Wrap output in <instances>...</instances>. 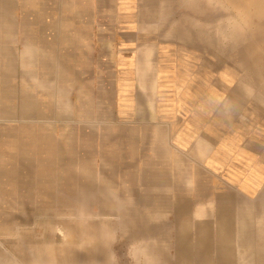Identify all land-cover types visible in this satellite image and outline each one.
I'll list each match as a JSON object with an SVG mask.
<instances>
[{
  "label": "rangeland",
  "instance_id": "obj_1",
  "mask_svg": "<svg viewBox=\"0 0 264 264\" xmlns=\"http://www.w3.org/2000/svg\"><path fill=\"white\" fill-rule=\"evenodd\" d=\"M208 2L207 7L195 1L193 15L189 10L185 15L205 25L204 33L209 30L211 42L222 51L202 52L195 45L193 60L199 67L190 79L199 99L196 115L178 122L168 153L152 143L129 140L137 133H127L122 122L107 115L111 104L100 101L96 79L93 95L85 92L81 100H76L80 95H67L65 107L72 104L76 116L62 122L55 117L53 124L66 137L59 149L67 158L81 160V188L74 191L67 180L66 195L58 196L49 189L56 182L2 181L0 264H264V172L258 175L260 190L241 196L208 171V165L195 163L199 155L184 143L194 141L196 149L204 141L212 157H230L235 151L227 146L253 143L264 158V0ZM182 18H177L180 26L186 24ZM120 19L119 0H109V30ZM205 60L210 68L202 65ZM113 82L109 69V87ZM1 149L6 152L9 146ZM161 152L183 163L178 178L182 167L193 181L189 195H179L176 212L152 211L155 207L148 204L153 203L135 187L127 194L109 190V180L103 179L108 178L109 158ZM115 168L121 171V165ZM217 208L227 211L218 213Z\"/></svg>",
  "mask_w": 264,
  "mask_h": 264
},
{
  "label": "crops",
  "instance_id": "obj_2",
  "mask_svg": "<svg viewBox=\"0 0 264 264\" xmlns=\"http://www.w3.org/2000/svg\"><path fill=\"white\" fill-rule=\"evenodd\" d=\"M195 1L209 6V0H119L121 19L109 30V0H0V190L2 181L20 180L56 182L50 185L51 195L65 196L67 180L74 191L80 190L81 160H71L59 149L66 137L53 123L55 117L62 122L76 116L72 104L65 107L67 95H80L76 100L85 92L93 95L94 79L100 101L111 104L107 115L122 122L127 133H137L129 140L152 143L168 153L178 122L196 115L199 99L190 79L199 67L193 60L195 45L202 52L222 51L211 42L209 30L204 33L205 25L186 17L187 10L193 15ZM180 15L184 26L177 23ZM202 63L210 68L207 60ZM109 69L114 77L110 87ZM184 143L199 155L195 163L208 165L229 190L244 197L260 190L264 158L253 143L227 146L235 151L230 157H212L204 141L196 149L194 141ZM7 146L6 152L1 149ZM118 159L109 158L108 178H103L109 180V190L127 194L136 188L153 203L148 204L155 207L152 211L176 212L179 195L186 197L194 188L186 169L181 167L178 178L183 163L177 157L161 152ZM226 211L217 208L218 213Z\"/></svg>",
  "mask_w": 264,
  "mask_h": 264
}]
</instances>
